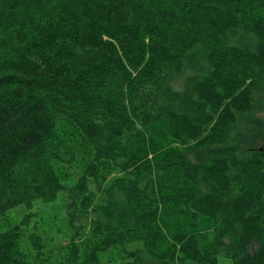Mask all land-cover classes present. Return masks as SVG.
Returning a JSON list of instances; mask_svg holds the SVG:
<instances>
[{
  "label": "trees",
  "instance_id": "1",
  "mask_svg": "<svg viewBox=\"0 0 264 264\" xmlns=\"http://www.w3.org/2000/svg\"><path fill=\"white\" fill-rule=\"evenodd\" d=\"M262 72L264 0H0V264H264Z\"/></svg>",
  "mask_w": 264,
  "mask_h": 264
},
{
  "label": "rangeland",
  "instance_id": "2",
  "mask_svg": "<svg viewBox=\"0 0 264 264\" xmlns=\"http://www.w3.org/2000/svg\"><path fill=\"white\" fill-rule=\"evenodd\" d=\"M260 114L264 118V111L261 112ZM80 171H81V168H77L75 170V173L78 175ZM62 202H63V199L61 198V196L59 200L57 201V203L56 202L55 203H44L42 201L41 202L36 201L33 211H37V215L39 214V217H41L42 215L49 214L55 210H57V212L59 213H63L64 211H60L59 209ZM26 212H27V209L23 205H20L12 209L11 211L7 212L5 216L0 218V227L7 228L9 225H13L15 223L20 222L21 219H23ZM55 217L56 216H52V218H55ZM47 224L48 222L44 221V226H47ZM40 229L42 230V228ZM30 231H32V227H29V230L27 231V233H29ZM46 231L48 234V238L52 239L53 237L52 241L50 242V245H52L55 248L59 247L60 241L64 243L65 241L68 240V238H63L65 229H63L62 232L56 231V230H49V229H46ZM25 250H28V249L25 248Z\"/></svg>",
  "mask_w": 264,
  "mask_h": 264
},
{
  "label": "bare ground",
  "instance_id": "3",
  "mask_svg": "<svg viewBox=\"0 0 264 264\" xmlns=\"http://www.w3.org/2000/svg\"><path fill=\"white\" fill-rule=\"evenodd\" d=\"M165 22V21H164ZM163 24V23H162ZM190 25H192V24H190ZM184 32V31H183ZM237 46V45H236ZM239 47V46H238ZM259 48V47H258ZM247 49V48H246ZM251 49V48H250ZM256 50V49H255ZM207 52V51H206ZM240 52V51H239ZM263 73V72H262ZM264 74V73H263ZM261 77V76H260ZM256 80V79H255ZM260 80V79H259ZM258 82V81H257ZM53 135V134H52ZM62 155V154H61ZM69 155H70V153H69ZM63 156V155H62ZM68 156V155H67ZM65 158H67V157H65ZM70 158V157H69ZM69 158H68V160H69ZM73 159V158H72ZM67 160V159H66ZM92 163V162H91ZM71 166V165H70ZM41 172V171H40ZM36 174V173H35ZM85 175V174H84ZM35 176V175H34ZM48 176V175H47ZM38 177V176H37ZM83 177V176H82ZM86 177V176H85ZM84 180H86V179H84ZM83 180V181H84ZM44 181V180H43ZM76 196V195H75ZM68 207V206H67ZM70 220V219H69Z\"/></svg>",
  "mask_w": 264,
  "mask_h": 264
},
{
  "label": "water",
  "instance_id": "4",
  "mask_svg": "<svg viewBox=\"0 0 264 264\" xmlns=\"http://www.w3.org/2000/svg\"><path fill=\"white\" fill-rule=\"evenodd\" d=\"M263 144H264V134H263ZM261 149H263V147H260Z\"/></svg>",
  "mask_w": 264,
  "mask_h": 264
}]
</instances>
